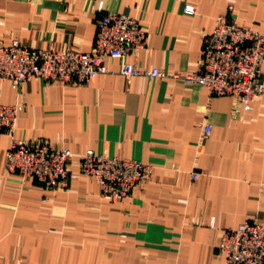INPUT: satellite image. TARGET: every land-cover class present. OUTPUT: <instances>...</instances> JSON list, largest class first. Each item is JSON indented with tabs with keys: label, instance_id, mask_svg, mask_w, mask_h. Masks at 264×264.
Instances as JSON below:
<instances>
[{
	"label": "crops",
	"instance_id": "0c3cea01",
	"mask_svg": "<svg viewBox=\"0 0 264 264\" xmlns=\"http://www.w3.org/2000/svg\"><path fill=\"white\" fill-rule=\"evenodd\" d=\"M114 13L148 30L127 60L164 77L127 80L109 61L84 86L33 79L17 92L0 81V105L24 107L13 135L0 132V264H226L221 233L264 223V95L246 112L185 79L200 71L218 17L264 34V0H0V43L90 53ZM13 139L69 149L67 188L8 173ZM88 150L149 164L152 180L105 198L79 170Z\"/></svg>",
	"mask_w": 264,
	"mask_h": 264
},
{
	"label": "built area",
	"instance_id": "2783aa9c",
	"mask_svg": "<svg viewBox=\"0 0 264 264\" xmlns=\"http://www.w3.org/2000/svg\"><path fill=\"white\" fill-rule=\"evenodd\" d=\"M102 9L100 3L98 11ZM185 12L194 14L195 8L187 6ZM148 38V30L139 20L114 13L99 20L90 53L35 50L18 40L9 46L0 43V81L11 82L17 92L33 79L84 86L108 74L109 61L120 62L121 75L127 80L141 76L162 78L165 75L161 70L146 71L127 60L147 46ZM200 66V71L189 74L186 81L201 85L214 96L234 99L247 112L250 104L264 95V34L239 26L227 17H218L207 38ZM23 110L19 104L0 105V132L13 135ZM210 132L211 126H205V136ZM74 158L66 148L13 139L5 168L24 180L33 178L48 189L67 188ZM78 167L83 175L95 178L103 197L117 201L129 198L136 186L148 184L154 173L153 166L141 161L97 155L92 150L79 158ZM217 248L225 256L226 264H264V223L253 221L223 231Z\"/></svg>",
	"mask_w": 264,
	"mask_h": 264
}]
</instances>
